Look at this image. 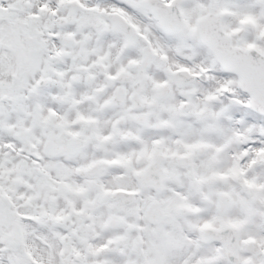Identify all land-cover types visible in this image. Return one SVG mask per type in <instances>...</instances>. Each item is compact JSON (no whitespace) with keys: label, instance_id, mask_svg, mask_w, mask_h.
<instances>
[{"label":"snow or ice","instance_id":"snow-or-ice-1","mask_svg":"<svg viewBox=\"0 0 264 264\" xmlns=\"http://www.w3.org/2000/svg\"><path fill=\"white\" fill-rule=\"evenodd\" d=\"M0 264H264V0H0Z\"/></svg>","mask_w":264,"mask_h":264}]
</instances>
